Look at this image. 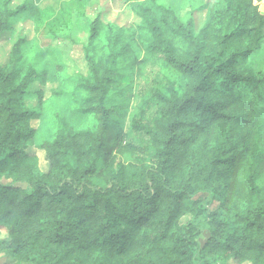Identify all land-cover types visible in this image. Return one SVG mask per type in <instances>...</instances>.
<instances>
[{
	"label": "trees",
	"instance_id": "obj_1",
	"mask_svg": "<svg viewBox=\"0 0 264 264\" xmlns=\"http://www.w3.org/2000/svg\"><path fill=\"white\" fill-rule=\"evenodd\" d=\"M40 1L0 0V41ZM113 2L138 19H92L72 91L44 99L28 36L0 61V264H264V0H208L200 32L163 0ZM125 68L129 131L109 103Z\"/></svg>",
	"mask_w": 264,
	"mask_h": 264
},
{
	"label": "rangeland",
	"instance_id": "obj_2",
	"mask_svg": "<svg viewBox=\"0 0 264 264\" xmlns=\"http://www.w3.org/2000/svg\"><path fill=\"white\" fill-rule=\"evenodd\" d=\"M26 1L14 0L18 5ZM163 1L175 7L181 19L193 20L197 32L201 31L209 18L208 0ZM39 6L42 9V17L37 23L27 16V12L19 13L15 30L11 31L4 41H0V61L7 62L12 44L19 38L28 36L30 47L24 60L28 61L33 57L38 59L37 66L43 71L37 87L44 92L45 100L52 97L55 89L72 91L81 76L87 72L85 44L89 35V26L92 19L102 10H110L109 19L117 20L120 24H135L138 19L131 4L118 7L113 0H41ZM65 25L70 26V32ZM253 58L256 61H264V49L257 52ZM46 67L49 68L50 74L44 77ZM132 72L131 68L123 70L122 78L125 79L120 82L119 88L112 91L109 98L111 105L123 107L126 114L124 125L127 131L130 130L131 119L143 100L133 83ZM149 80L153 83L152 79ZM32 97L36 98L33 95ZM54 102L55 104L49 102L47 109L51 119L63 106L62 101ZM51 119H49L50 123ZM34 151L39 154L43 167L46 168L44 151L37 149Z\"/></svg>",
	"mask_w": 264,
	"mask_h": 264
}]
</instances>
